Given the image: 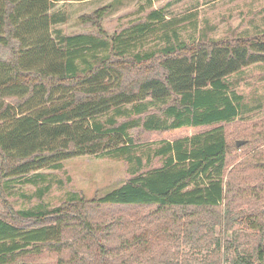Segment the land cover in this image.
Instances as JSON below:
<instances>
[{"label":"trees","instance_id":"1","mask_svg":"<svg viewBox=\"0 0 264 264\" xmlns=\"http://www.w3.org/2000/svg\"><path fill=\"white\" fill-rule=\"evenodd\" d=\"M55 1L0 0V46L14 47L10 60H0V184L38 185L44 180L38 171L59 170L67 160L117 145L109 154L130 161L137 142L128 132L136 128L168 133L218 126L163 141L154 150L161 168L97 201L73 196L59 207L41 205L0 218V264H26L44 253L56 255V264H173L172 244H196L207 232L217 228L226 235L236 225L257 243L245 252L242 243L227 241L224 247L232 250L224 253L225 263L264 264V212L241 214L224 204L227 193L238 200L259 194L225 182L228 155L241 146L230 145L219 126L242 113V97L229 92L230 78L264 63V33L183 42L173 31L175 43L135 52L156 28L171 39L172 23L160 11L110 40L89 34L53 38L51 26L64 22L63 15L50 14ZM104 11L94 12L97 20ZM80 20L93 24L89 17ZM156 105L163 118L140 119ZM110 112L112 117L97 121ZM131 115L138 119L116 121ZM135 165L142 168L140 158ZM48 191L39 189L37 197ZM91 206L120 212L109 222L96 221Z\"/></svg>","mask_w":264,"mask_h":264},{"label":"rangeland","instance_id":"2","mask_svg":"<svg viewBox=\"0 0 264 264\" xmlns=\"http://www.w3.org/2000/svg\"><path fill=\"white\" fill-rule=\"evenodd\" d=\"M100 9L105 10L104 15L97 20L94 12ZM153 11H160L165 22L172 23L167 26L171 39L163 38L162 30L156 28L135 52L158 49L167 42L175 43L173 31L178 34V41L183 42L234 40L264 33V0H57L50 14L63 15L64 22L51 26L52 37L57 38V33L62 36L89 34L110 40L123 30L146 23ZM81 17L91 18L93 24L83 23ZM13 51V46H0V60H10ZM230 80L229 92L242 97L243 110L238 118L219 126H223L230 145L238 141L243 144L240 150L228 155L224 180H231L235 184V191L253 190L259 196L238 200L234 193H227L224 204H229L237 213H260L264 212V157H261L264 153V63L249 66ZM126 108L130 110L132 106ZM162 108L159 105L150 106L148 113L140 119L144 120L151 114L163 118L160 112ZM113 115L110 112L97 121L104 122ZM131 119L138 117H119L116 121L119 124ZM217 126L183 128L168 133L144 132L136 128L128 132L137 142L130 152V161H126L125 156L109 154L117 145L96 156L84 155L67 160L59 170L38 171L44 177L38 185L14 183L5 187L4 183L0 184V218L10 220L19 211L32 210L41 205L48 209L59 207L73 196L85 202L97 201L135 176L161 168L163 160L154 156V150L163 141L172 142L194 136ZM246 138L250 140L249 143L245 142ZM137 158L142 161V168L138 171L135 165ZM243 180L248 184H240ZM43 187H49V191L39 199L37 193ZM119 212L109 208L98 210L91 206L90 215L96 221L109 222ZM218 230L207 232L205 240L196 244H172L170 261L173 264H226L223 255L232 250L224 247L227 241L242 243L245 252L257 243L254 234L245 233L238 225L226 235ZM56 261V255L44 253L26 264H56Z\"/></svg>","mask_w":264,"mask_h":264},{"label":"water","instance_id":"3","mask_svg":"<svg viewBox=\"0 0 264 264\" xmlns=\"http://www.w3.org/2000/svg\"><path fill=\"white\" fill-rule=\"evenodd\" d=\"M243 144V142L238 141L237 146L240 147Z\"/></svg>","mask_w":264,"mask_h":264}]
</instances>
